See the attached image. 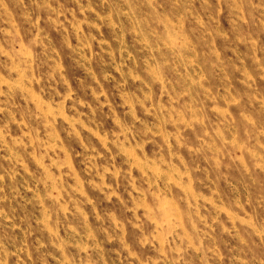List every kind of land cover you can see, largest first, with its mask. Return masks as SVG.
<instances>
[{
    "label": "rangeland",
    "instance_id": "obj_1",
    "mask_svg": "<svg viewBox=\"0 0 264 264\" xmlns=\"http://www.w3.org/2000/svg\"><path fill=\"white\" fill-rule=\"evenodd\" d=\"M0 264H264V0H0Z\"/></svg>",
    "mask_w": 264,
    "mask_h": 264
}]
</instances>
